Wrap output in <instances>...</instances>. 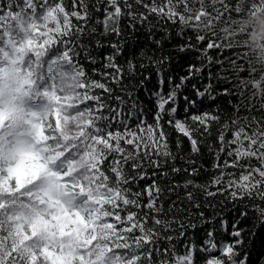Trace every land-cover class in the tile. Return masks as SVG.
Instances as JSON below:
<instances>
[{
  "label": "trees",
  "instance_id": "obj_1",
  "mask_svg": "<svg viewBox=\"0 0 264 264\" xmlns=\"http://www.w3.org/2000/svg\"><path fill=\"white\" fill-rule=\"evenodd\" d=\"M144 2L151 3V0ZM155 2L160 5L166 0ZM120 3L123 7V0ZM82 5H87V18L72 17L73 11L83 15ZM189 5V10L196 14L203 9L201 25H210L202 33L207 34L208 40L199 47L203 49L214 36L217 43L223 42V48L208 50L206 54L176 51L178 45L195 34L186 29L182 39L176 35L179 25L158 20L155 15H149L144 23L136 22L134 27L130 18L124 16L118 24L121 35H105V9H111L105 4L97 11V0H0V81L11 76L13 82H18L15 91L23 94L19 114L13 118L5 110L6 118L0 123V264H150L146 259L148 249L137 242L139 231L125 232L124 227L129 225H123L117 218L126 216L127 212L121 211L119 203V173L112 166L119 154L113 151L108 132H124V124L99 117L98 114L108 117L113 113L105 109L96 113L97 105L86 99L90 94L86 89L87 78L105 83L113 89L114 96L123 95L121 88L134 93L138 100L137 115L130 117L129 108L124 106L125 115L121 119L129 128L136 129L139 120L145 117L148 124L154 123L157 97L153 94L161 91L157 68L147 57L169 58L161 66L165 95L180 83L182 76L188 75L189 64H195L203 71L177 91V102L169 106V109L178 108L176 118H185L183 98L186 95L192 98V85L203 91L204 86L211 83L210 94L197 98L196 106L188 112V116L207 111L220 117L219 123L211 126L212 134L207 144L219 148L216 143L219 127L225 123L231 127L232 120H239L240 124L251 120L252 125L245 128L249 134L260 126L256 121L264 120V0H227L232 11L225 13L223 18L218 10L225 5V0H203L201 4L189 0ZM136 11L143 13L145 9L138 7ZM50 18L57 20L59 29L51 33V40L42 45L39 54H34L25 46L41 44L36 35L44 33ZM165 29L171 38L165 39L162 47H158L153 40L162 39ZM117 41L124 49L117 58V63L125 68L122 84L105 80L98 74L112 51L109 45ZM192 42L196 43L195 39ZM142 51L144 57L140 56ZM134 57L133 76L127 72V61ZM92 59L96 63H92ZM142 64L145 67L141 68ZM149 76L151 79L145 80ZM58 80L78 81L76 91L81 96L71 99L57 91ZM92 94L104 97L112 109L120 107L103 90H93ZM80 110L83 132L101 144L98 161L89 176L70 168L72 154L65 145L66 138H59L54 127L56 119L62 129L72 128L75 114ZM168 119L165 115L164 131L169 134V147L176 159L161 171L170 172L172 166L190 171L188 161L191 160L200 169L195 177L196 183H208L217 175L213 156L204 145L199 154H192L187 139L183 137V147L178 150L176 138L180 134L168 126ZM226 138L231 139L232 133H226ZM121 147L131 150V146L123 141ZM251 164L258 166V161L253 158ZM145 170L149 179L130 182L126 187L132 192H141L157 179L161 187L167 189L168 180L159 174L153 177L151 168L140 171ZM228 171L239 174L240 170L229 168ZM125 172L136 174L130 163ZM185 178L183 173L176 174L172 182L183 183ZM180 193L183 195L182 189ZM197 198L204 204L202 194H197ZM176 199V195H166L157 202L163 208L160 219L179 218L168 211ZM208 202L215 206V212L212 208H202L206 217L223 216L229 221L227 233L221 230L217 221L214 239L218 246L230 241L231 223L240 220V214L247 212L240 224L245 229L244 244L237 251L247 254L248 264H264V223L252 210L253 204L259 201L245 199L233 203L225 195H218ZM139 203L147 205L146 194ZM129 211L138 212L140 217L145 213L155 215L147 207L129 206ZM147 223L151 226L152 222ZM191 223L199 225L200 221L193 219ZM176 227V224L169 229L157 226L161 239L155 244L157 251L151 264H159L161 258L170 259L174 264L178 257L188 254L186 249L193 253L195 264H206L208 259L221 256L217 251H204L208 239L206 233L213 230L211 224L195 230L188 228L183 237L173 231ZM165 236L174 239L169 242L163 238Z\"/></svg>",
  "mask_w": 264,
  "mask_h": 264
},
{
  "label": "snow or ice",
  "instance_id": "obj_2",
  "mask_svg": "<svg viewBox=\"0 0 264 264\" xmlns=\"http://www.w3.org/2000/svg\"><path fill=\"white\" fill-rule=\"evenodd\" d=\"M202 2L203 0H194L196 4H201ZM105 4L110 6L111 9H105L106 16L103 21L105 35L120 36L121 32L118 24L124 16L130 18L132 26L134 27L136 22L144 23L148 20L149 15H155L158 20H166L172 24L179 25L180 27L176 35L182 39L184 38L186 29H190L195 34L194 37L190 36L184 43L178 45L175 49L176 51H198L206 54L208 50L223 48V42L217 43L214 36L213 39L206 43L203 49L199 47L200 43L208 40L207 34L202 33L210 25H201L204 10L202 9L199 14L190 11L189 0H166L165 3L160 5L155 0H151V3H145L144 0H123V7H121L120 0H97L96 10L100 11V8ZM82 6L84 8L83 15L77 11H73L71 16L77 19H86L88 16L87 5ZM138 7H143L145 12L141 13L136 11ZM231 11L232 9L227 6V0H225V5L218 10V13L220 18H223L225 13L230 14ZM110 23L111 27H109ZM149 26L151 27V24ZM76 31L80 32L82 30L76 29ZM170 38L168 30L165 29V36L160 40H153V43L158 47H162L164 40ZM193 39H195L196 43L192 42ZM109 47L112 51L106 57V63H104L103 68L98 70V74L105 80L122 84L125 68L123 65L117 63V58L123 53L124 49L121 47L119 41L113 42ZM140 56L144 57L145 53L142 51ZM147 58L157 68L158 85L161 88L160 92L153 94L157 97V102L153 116L154 123L152 124H148L147 118L145 117L139 120L136 129L129 128L121 117L125 115L123 110L124 106L129 108L130 117L137 115L138 100L135 98L134 93L127 91V88H121L123 95L114 96L113 89L105 83L89 80L88 78L86 80V89L90 93L86 99L88 102H94L97 105L95 108L96 113H99L100 109H105L109 113H113L108 117H105L103 114H98L99 117L103 120H114L119 124H124L125 128L124 132H108V140L114 145L113 151L119 154V159L112 161V166L119 173V179L117 181L121 186L119 192L121 200L119 203L122 205L121 211L127 212L126 216L117 218L120 219L123 225H129L124 227L125 232L135 233L139 231L140 236L137 238V242L148 249L146 259L150 264L156 255L157 250L155 249V244L161 239L157 226L169 229L173 224L177 225L173 231L178 232L180 237L186 235L188 228L195 230L197 227H204L208 224L213 226V230L206 233L208 239L205 241L204 251H217L221 253V256L208 259L206 264H248L247 254H243L242 251H237V249H242L244 244L245 229L241 228L240 224L247 216V212L245 211L240 214V220L231 223L232 231L230 241L218 246L214 239L217 221H219L220 228L225 233L228 232L229 221L223 216L218 217L214 215L208 218L201 209L204 207L212 208L213 212H215V206L208 201L218 195H225L233 203L245 199L250 201L258 200L259 203L253 204L252 210L258 213V216L261 218V223H264V120L256 121V124L260 126L253 130L251 134L245 131L246 127L252 125L253 122L251 120L247 121L246 124H240L239 120H232L231 127L228 123L220 125L218 135L216 136V143L220 147L216 148L215 144H207L206 141L212 134L211 126L214 123H219L220 117L207 111L193 113L191 116H188V112L196 106L197 98H203L206 94H210L212 89L211 83L205 85L203 91L197 85H192L191 92L194 94L192 98L190 99L187 95L183 98L186 105L184 119L176 118L178 112L177 107L173 106L169 109L170 105H174L177 102V91L183 88L189 80L197 78L198 74L203 71V68H198L195 64H189L187 69L188 75L182 76L180 83L175 85L165 95L163 93L164 76L161 66L169 58ZM134 59L135 57L127 61V72L133 76L135 74ZM91 62L96 63L95 59H92ZM140 67L143 68L145 66L142 64ZM149 79H151L150 76L145 77V80ZM209 79L211 80V74ZM171 81L172 78L169 77V82ZM141 86H143V82ZM96 89L103 90L108 98H114L120 107L112 109L104 97L92 94L93 90ZM210 99H214V97L210 96ZM140 115H143V113L141 112ZM165 115L169 117L167 121L168 126L180 134L176 138V147L178 150L183 147V139L181 137L187 139L192 154H199L202 145L208 148L209 155H212L216 161L213 164V168L217 172V175L208 183H196L195 177L199 175L200 169L191 160L188 161L191 166L190 171L187 168L181 169L175 166L171 167L170 172L161 171L170 161L176 159V154L169 147V134L164 131L163 121ZM5 118V110L0 109V123ZM233 129L235 130L233 131ZM228 132L232 133L231 139L226 138V133ZM121 141L131 146V150L121 147ZM222 154H226L223 157V164L220 163ZM253 158L258 161V166L254 167L251 164ZM129 163L131 164L132 172L136 173L135 175L125 172V168ZM147 168L153 169V177L159 174L160 177L169 181L167 189L161 187L157 179H153V183L147 185L141 192H132L130 188L126 187L130 182L149 179L146 170L140 171L141 169ZM229 168L239 169V174L229 172ZM180 173H183L186 177L183 183L172 182L173 177ZM181 189L183 190V195L180 193ZM145 194L147 195L148 203L142 206L139 200ZM197 194L203 195L204 204H201L197 198ZM166 195L168 197L176 195L177 199L172 201L168 211L175 213L179 218H174L173 220L159 218V214L163 212V208L162 206H158L157 202ZM177 205H180V207L178 208ZM129 206L137 209L147 207L155 215L145 213L143 217H140L138 212L129 211ZM247 207L245 205V208ZM193 208L196 209L195 212L192 211ZM193 219H198L200 224L191 223ZM149 220L152 222L151 226L147 223ZM163 238L169 242L174 239V237L170 236ZM186 252L188 254L184 257H178L174 264H195L193 253L187 249ZM242 255L243 258H241ZM159 264H173V261L161 258Z\"/></svg>",
  "mask_w": 264,
  "mask_h": 264
},
{
  "label": "rangeland",
  "instance_id": "obj_3",
  "mask_svg": "<svg viewBox=\"0 0 264 264\" xmlns=\"http://www.w3.org/2000/svg\"><path fill=\"white\" fill-rule=\"evenodd\" d=\"M48 16L49 13L46 14V17ZM58 27L59 25L57 20L50 18V24L46 26L44 33L36 35V37L39 38V41H41V44L34 43L32 45L25 46V48H30L34 54H39L42 45L51 40V33L56 32L59 29ZM80 96L81 95L79 94L77 95L76 90L72 95H67V97L71 99L79 98ZM80 120L81 110L75 114V121L72 128L62 129L56 119L54 127L56 132L59 133V138H66L65 145L72 154L70 168L72 170L78 169L82 171L85 176H89L95 168V163L98 161L101 144L100 142L97 143V141H93L86 135V133L83 132Z\"/></svg>",
  "mask_w": 264,
  "mask_h": 264
},
{
  "label": "clouds",
  "instance_id": "obj_4",
  "mask_svg": "<svg viewBox=\"0 0 264 264\" xmlns=\"http://www.w3.org/2000/svg\"><path fill=\"white\" fill-rule=\"evenodd\" d=\"M17 87L18 82H13L11 76L6 80L0 81V109L9 111L13 118L19 114V110L23 106V94L15 91ZM77 87L78 81L58 80L56 83L57 91L66 95H72ZM23 127L26 129L27 126L24 125Z\"/></svg>",
  "mask_w": 264,
  "mask_h": 264
}]
</instances>
